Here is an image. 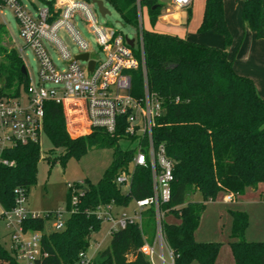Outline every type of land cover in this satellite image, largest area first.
<instances>
[{
    "label": "trees",
    "instance_id": "1",
    "mask_svg": "<svg viewBox=\"0 0 264 264\" xmlns=\"http://www.w3.org/2000/svg\"><path fill=\"white\" fill-rule=\"evenodd\" d=\"M102 1L114 9L125 25L140 33L141 46L133 51L138 67L130 72L131 94L142 96L144 66L146 87L160 107L159 116L154 119L152 140L155 146L164 148L173 164L170 199L161 209L165 217L173 219L163 221L162 231L174 254V264H217L221 244L197 242L194 232L203 203L214 202L221 195L242 196L264 184V100L257 96L251 80L235 74L224 48L139 28L137 6L146 10L148 23L154 27L163 9L159 0ZM45 2L47 6L51 0ZM188 17L187 12V21ZM241 20L256 39L264 40V0L243 1ZM196 31L215 33L223 39L225 48L230 45L223 0H205ZM5 34L0 25V99H18L22 91L27 92L29 78L27 72L21 73L24 65L16 50L2 46ZM42 132L53 149H61L58 158L61 165L67 158L79 157L88 150H113L112 161L101 179L96 185L86 181L85 190L72 207L67 192L65 208H72L73 212L62 231H45L52 212L22 222L24 231L41 234L40 247L47 256L39 264H77L79 254L89 247L91 235L101 227V222L88 212L100 204L126 207L132 200L150 197V171L136 168L129 191L121 193L115 178L121 169L130 166L134 154L133 149L121 151L118 147V141L124 138L123 128L113 137L93 130L72 138L66 131L61 105L51 101L44 104ZM0 158L11 163L0 164L2 212L14 207L16 189H23L27 195L29 187L35 184L40 159L38 142L13 143L2 151ZM195 194L201 196V203L190 201ZM230 213L228 247L234 264H264V243L247 242L246 216ZM153 235L154 216L150 208L143 215L141 229L129 224L113 232L108 246L97 253L92 264H149L139 249L142 237L151 243ZM0 261L17 264L11 248L6 252L1 246Z\"/></svg>",
    "mask_w": 264,
    "mask_h": 264
},
{
    "label": "built area",
    "instance_id": "2",
    "mask_svg": "<svg viewBox=\"0 0 264 264\" xmlns=\"http://www.w3.org/2000/svg\"><path fill=\"white\" fill-rule=\"evenodd\" d=\"M169 1L175 8L185 9L191 0ZM0 7L13 11L23 47L32 52L38 66L36 81L29 80L25 100L21 101V97L0 99V155L13 143L38 142L43 127L44 104L48 101L61 105L63 114L65 107L74 106L67 114L81 116L74 123H81L87 134L93 130H101L113 137L122 127L124 138L121 140L135 144L129 166L132 167V172L129 173V167L121 169L115 183L120 188L125 186L128 192L134 170L147 168L150 171L152 194L141 200H132L126 207L114 203L100 204L88 214L107 225L105 236L110 237L113 232L123 230L129 224H136L141 229L145 211L153 209V239L148 243L143 236L139 252L147 258L149 264H174V254L162 231L165 212L161 209L170 199L173 164L164 148L161 145L155 146L152 140L154 119L159 116L160 107L155 95L149 93L146 87L144 66L142 96L137 98L131 94L130 72L138 67L133 51L141 46L140 33L134 39V47L130 48L126 44V37L98 25L94 4L80 0H59L57 6H52V10L45 6L36 9L35 14L28 12L21 0H0ZM76 16L86 23L94 36L97 47L94 54L73 26L72 21ZM59 30L76 45V55L67 51L58 37ZM48 48L57 53L62 69L53 63ZM19 51L22 52L23 48ZM81 54L88 55L87 61L74 60V56ZM89 62L93 63L91 70ZM45 85L49 87L45 88ZM0 164L6 166L11 163L0 158ZM67 188L72 207L77 203L78 196L82 195V190L69 184ZM14 193V207L1 212V220L9 231L11 250L17 261L39 264L47 256L40 247L41 234L24 231L22 222L28 218H43L44 213L36 216L30 214L25 207L26 192L16 189ZM230 198L231 196H227L224 202L229 204L232 202ZM72 212V208L53 211L49 219L50 232L62 231ZM95 246L98 250L99 242ZM93 259L82 252L77 264H92Z\"/></svg>",
    "mask_w": 264,
    "mask_h": 264
},
{
    "label": "rangeland",
    "instance_id": "3",
    "mask_svg": "<svg viewBox=\"0 0 264 264\" xmlns=\"http://www.w3.org/2000/svg\"><path fill=\"white\" fill-rule=\"evenodd\" d=\"M45 1L47 0H21L25 9L32 14H35L36 9L45 7ZM80 1L91 4V0ZM243 1L245 0H223L224 20L227 30L231 36V43L226 48L224 47L223 39L215 33L200 34L197 33L196 28H193L191 35L195 37L194 41H203L205 45L218 49L224 48L228 60L232 63V69L235 74L241 77H246L240 74L242 73V66L244 65L242 62V39L244 35L246 36V34L249 33V29L243 26L241 20ZM58 2L59 0H51V3H47V6H57ZM159 2L163 5V9L161 10V14L154 27H151L148 23L146 10L141 9L139 5L137 6L139 28L142 27V29L147 31L151 30L160 34H167L168 23L161 21L160 17L166 14L167 10L169 13H173L178 12V9L175 8L168 0H159ZM204 2L205 0L203 1V8ZM103 6L109 12V14L104 17L100 16L96 7H94V14L97 18L98 25L110 28L120 33L127 39H136L138 34L136 29L125 25L119 15L109 4L103 2ZM184 11L186 10L183 9L179 13L183 14ZM189 21H192V14H189L188 22ZM72 23L80 37L88 43L90 52L92 54L97 52V47L94 43V36L90 33L86 23L80 20L77 16L74 18ZM0 25L6 33L1 38L2 46L7 50H16L23 61L29 80L36 81L38 70L37 62L32 52L28 48L23 47V41L18 35L17 21L11 9L7 7H0ZM58 37L71 55H76L78 53L76 45L62 30H59ZM245 40L246 38L244 39V42ZM22 48L23 51L20 52L19 50ZM48 51L53 63L57 66V68L62 69L63 66L58 61L57 53L49 48ZM1 60L2 55H0V61ZM255 82L256 85H254L253 82L252 83L255 91L257 88L256 94L259 89L260 91H264V66L261 70L256 71ZM48 87L49 85H45V88ZM258 94L262 95L261 92ZM20 97L21 101H23V99L25 100L24 91L21 92ZM73 109L74 106L72 105L65 107V128L70 137L76 138L84 136L87 133L83 131V125L81 123H74L77 120H80L82 118L81 116L67 114V112ZM38 145L40 149V159L36 168V180L35 184L29 187L25 203L27 211L34 216L41 215L46 212L57 211L59 209H65V197L68 192L67 184L75 186L76 188L78 186L80 190H85L87 182L96 185L101 179L104 171L109 167L113 156V150L110 148L93 149L86 151L79 157L71 156L66 159L64 165H61L58 159L62 154L61 149H53L43 132L39 135ZM134 146V142H130L128 140L118 141V147L121 151L133 149ZM131 172L132 167H129V173ZM120 190L123 194H126L127 192L125 186L120 188ZM220 198V196H217L214 202L208 201L203 203L204 209L200 215L198 226L194 232V239L200 243L214 242L221 244L217 264H232V255L228 247L232 222L230 211L242 212V205L238 203L242 201V197L235 196L236 201H234L233 204L228 205L221 204ZM190 199L192 202H202L199 194H195ZM130 207L132 206L130 205ZM245 213L246 214L244 215L247 218V225L244 233L245 240L247 242H264V204L256 208L254 206H250L245 209ZM164 221H173V219L171 217H165ZM50 225V222H46V232L50 231ZM106 229L107 225L101 223L99 231L91 235V241L89 242V247L86 250L88 257H93L97 260V251H102L108 246L110 237L105 236ZM8 232L9 231L6 228L5 223L0 220V246L6 252H9L11 248V241L8 236ZM95 242H99L100 244L98 250H96ZM0 264L4 263L0 261ZM17 264L26 263L17 261Z\"/></svg>",
    "mask_w": 264,
    "mask_h": 264
},
{
    "label": "crops",
    "instance_id": "4",
    "mask_svg": "<svg viewBox=\"0 0 264 264\" xmlns=\"http://www.w3.org/2000/svg\"><path fill=\"white\" fill-rule=\"evenodd\" d=\"M203 1L204 0H191L189 6L185 8L186 11H184L183 14L179 13L183 9H178V12H173V13H169V11L167 10L166 14L160 17L161 21L168 23L167 34L174 35L179 38L186 39L188 41H193L195 43L205 45L203 41H194L195 37L191 35L192 34L191 31L193 30V28L197 29L198 25L201 22V18H202L201 12L203 13V6H202ZM187 12L189 14H192V21H189V22L187 21ZM189 28H190V35H189ZM148 31H151V30H148ZM208 33H211V32H207V34ZM245 38L246 40L244 42ZM242 62L244 63V65L242 66V73L240 74H242V76H246L247 78H249V80H251L254 83V85H256V82H255L256 71L261 70V68L264 66L263 65L264 64V40L256 39L254 34L250 31L248 34H246V36L244 35L242 39ZM256 91H257V88H256ZM260 92L262 93V95L258 94ZM258 93H257L258 96L264 100V91L263 90L260 91L259 89ZM220 197H221L220 203L223 205H228L227 203L224 202L225 198H227V195H221ZM238 197H242V201L238 202L240 205H242V212L236 211V213L246 214L245 209L249 208L250 206H254L256 208L264 204V201H262L264 200V184H260L256 190H249L246 193H244L242 196H238ZM230 199L232 202H230L229 204H233L234 201H236L235 197L231 196ZM95 243H98V242H95ZM257 243H264V242H257ZM98 252L99 251H97V253ZM232 264H234L233 259H232Z\"/></svg>",
    "mask_w": 264,
    "mask_h": 264
},
{
    "label": "water",
    "instance_id": "5",
    "mask_svg": "<svg viewBox=\"0 0 264 264\" xmlns=\"http://www.w3.org/2000/svg\"><path fill=\"white\" fill-rule=\"evenodd\" d=\"M91 3L94 4L96 6V10L98 12V14L102 17H104L105 15H108L109 12L104 8L103 6V1L102 0H91ZM126 40V44L130 47L133 48L134 47V40L132 39H125ZM88 55L87 54H81L78 56H74V60L75 61H81V62H85L87 61ZM93 63L89 62V70L92 69ZM21 73L22 74H26V70L23 67H21Z\"/></svg>",
    "mask_w": 264,
    "mask_h": 264
}]
</instances>
